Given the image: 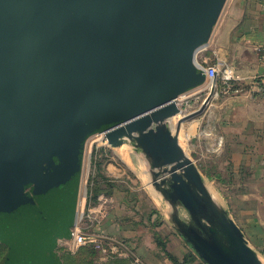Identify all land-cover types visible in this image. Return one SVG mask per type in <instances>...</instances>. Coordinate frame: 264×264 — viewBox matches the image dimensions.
<instances>
[{"label":"water","instance_id":"obj_1","mask_svg":"<svg viewBox=\"0 0 264 264\" xmlns=\"http://www.w3.org/2000/svg\"><path fill=\"white\" fill-rule=\"evenodd\" d=\"M225 1L0 0L5 264H53L76 220L85 143L98 133L145 157L170 222L201 263L264 264L178 142L181 123L204 111L215 88L174 133L170 127L182 115L179 97L205 82L196 53ZM54 157L62 163L45 179L41 165ZM30 182L49 195L41 211L24 194Z\"/></svg>","mask_w":264,"mask_h":264},{"label":"crops","instance_id":"obj_2","mask_svg":"<svg viewBox=\"0 0 264 264\" xmlns=\"http://www.w3.org/2000/svg\"><path fill=\"white\" fill-rule=\"evenodd\" d=\"M205 50L209 51L214 61H222L233 68L237 80L229 89L217 82L214 94L204 111L195 116L197 118L192 126L200 128L206 124L207 140L228 156L232 184L223 188L220 194L226 205L222 207L242 230L249 246L258 256L259 253L264 256V96L256 91L257 83L264 80V0H226ZM202 85L182 95H193L196 103L200 102L197 110L210 92L204 100L199 101ZM181 101L186 107L182 115L193 112L187 110L191 107L186 100ZM119 199V194L114 193V197L107 202L118 204ZM100 218L96 226L99 237L104 241L111 242L110 239L118 242L111 236L123 234L121 238L127 240L128 248L118 243L127 249L133 244L130 249H134L131 253L137 263L173 264L167 253L179 262L191 254L196 258L191 250L187 252L181 249L177 241L180 237H172L179 249L173 253L166 246L169 238H159L166 246L162 250L154 237H126L130 230L126 226H119L109 213L102 214ZM69 242L68 238L58 240L62 245ZM193 263L203 264L198 259Z\"/></svg>","mask_w":264,"mask_h":264},{"label":"rangeland","instance_id":"obj_3","mask_svg":"<svg viewBox=\"0 0 264 264\" xmlns=\"http://www.w3.org/2000/svg\"><path fill=\"white\" fill-rule=\"evenodd\" d=\"M196 61L206 64L215 62L205 47L198 52ZM200 89L202 93L199 101L204 100L210 88L205 82ZM179 98V107L182 111L186 107L181 100H186L190 105L191 108L188 107L187 110H193V112L197 110L200 102L196 103L193 95L191 97L181 95ZM187 114L190 113H184V115ZM182 116H176L170 121L173 133L178 118ZM196 118L193 117L181 123L178 142L198 168L210 194L214 196L218 204L226 206L222 200L223 195L220 194L223 188L232 184V178L228 172V156L222 153L218 146L207 140L206 124L200 128L192 126ZM114 193L119 194L120 203L109 204L107 200L113 198ZM77 204L79 206L76 207V226L71 229H79L90 240H84L83 243L70 241L68 245L58 243L54 253L65 264H126L122 261L127 258L130 259L129 264H138L122 248L103 239L92 238V236H100L96 226L101 221L100 216L106 213H109L112 216L111 219L119 226H126L130 230L126 237H154L155 240L156 237H165V240L169 238L166 245L169 251L177 253L179 250L172 238L179 237L169 220L172 208L152 185L150 168L145 157L141 153H136L129 143L113 148L108 145L101 133L87 139ZM180 214L186 216L182 209ZM111 237L128 246L125 242L127 240L121 238L123 234L119 233L118 236ZM177 241L183 251H190L180 238ZM156 243L158 244L157 240ZM164 243L166 244V241ZM132 246L133 244L129 247ZM158 247L165 249L159 245ZM130 248L128 250L132 252L134 249ZM5 254L6 248L0 244V259ZM259 256L264 263V256L261 253ZM197 259L193 257L188 264H194L193 262Z\"/></svg>","mask_w":264,"mask_h":264},{"label":"built area","instance_id":"obj_4","mask_svg":"<svg viewBox=\"0 0 264 264\" xmlns=\"http://www.w3.org/2000/svg\"><path fill=\"white\" fill-rule=\"evenodd\" d=\"M204 48V47H203ZM201 48V49H203ZM199 49L196 53V56L198 52H200ZM197 63L198 68L202 71L205 82L209 86L210 90L211 88H216L217 82H221L226 89H229L232 85V83L237 80V76L235 75V72L233 68L225 65L222 61H215L212 64H206V63ZM264 81V80H263ZM263 81L257 83L256 85V91L264 96V83ZM76 226V220L73 225ZM72 226V227H73ZM69 241L75 242V243H83L84 240H90L89 237H86L84 234H82L79 229H70V236Z\"/></svg>","mask_w":264,"mask_h":264},{"label":"flooded vegetation","instance_id":"obj_5","mask_svg":"<svg viewBox=\"0 0 264 264\" xmlns=\"http://www.w3.org/2000/svg\"><path fill=\"white\" fill-rule=\"evenodd\" d=\"M62 163V161L60 160L59 157H54L52 159H48L46 161H44L41 165V172L42 175L44 176V178H48V177H52L53 173H54V169L53 166H59ZM41 183H35V182H30L26 188L24 189V194H26L28 197L32 198L33 201L35 202V204L38 206L39 210L41 211V207L39 205V200L44 201V199L47 197H49V195H47L44 190H40L39 189V185ZM0 243L3 244L8 252V247L1 242Z\"/></svg>","mask_w":264,"mask_h":264},{"label":"trees","instance_id":"obj_6","mask_svg":"<svg viewBox=\"0 0 264 264\" xmlns=\"http://www.w3.org/2000/svg\"><path fill=\"white\" fill-rule=\"evenodd\" d=\"M72 227L69 228V230L66 232V234H64L61 238H69L70 236V229ZM156 240L158 241V245L164 247V244L159 240V238L156 237ZM3 243V242H2ZM7 246V245H6ZM56 248V247H55ZM55 250V249H54ZM9 252V251H8ZM8 252L6 250V254L0 259V264H5ZM167 256L169 257V259L172 261L173 264H188V262L194 257L192 254L189 257H185L183 259L182 262H179L177 258H175L174 256L170 255L167 253ZM52 259H53V264H65L63 261L61 262L60 259L55 255V253L53 252L52 254ZM123 263L125 262L126 264H129L128 262H130V259H124L122 261Z\"/></svg>","mask_w":264,"mask_h":264},{"label":"bare ground","instance_id":"obj_7","mask_svg":"<svg viewBox=\"0 0 264 264\" xmlns=\"http://www.w3.org/2000/svg\"><path fill=\"white\" fill-rule=\"evenodd\" d=\"M209 86H210V85H209ZM178 120H179V118H178ZM80 201H81V200H80ZM77 205H78V204H77ZM78 206H79V205H78ZM78 206H77V207H78ZM78 209H79V208H78Z\"/></svg>","mask_w":264,"mask_h":264}]
</instances>
